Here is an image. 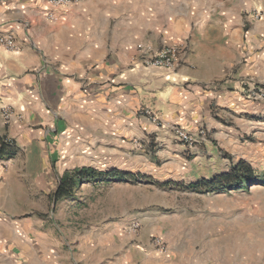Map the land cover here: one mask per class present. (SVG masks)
I'll return each instance as SVG.
<instances>
[{
	"label": "crops",
	"instance_id": "crops-1",
	"mask_svg": "<svg viewBox=\"0 0 264 264\" xmlns=\"http://www.w3.org/2000/svg\"><path fill=\"white\" fill-rule=\"evenodd\" d=\"M47 1L0 0V35L15 43L0 50V146L9 140L15 151L0 159V216L16 220L38 205L27 202L34 194L26 176L41 174L44 147L61 145L62 135L147 133L161 146L173 143L176 128L194 137L206 128L224 141L213 107L261 129L249 120L264 115V98H246L241 86L252 83L240 79L264 83V0H78L60 11ZM166 43L181 46L177 70L145 68L137 45L155 51ZM238 65L231 80L214 82ZM6 219L0 264H184L144 254L112 233L68 247L41 216Z\"/></svg>",
	"mask_w": 264,
	"mask_h": 264
},
{
	"label": "rangeland",
	"instance_id": "rangeland-1",
	"mask_svg": "<svg viewBox=\"0 0 264 264\" xmlns=\"http://www.w3.org/2000/svg\"><path fill=\"white\" fill-rule=\"evenodd\" d=\"M238 67L225 70L214 82L231 80ZM240 80L253 83L248 78ZM241 88L246 98L257 93L246 86ZM260 88L264 92V83ZM213 109L216 107L212 108V120L226 127L224 134L228 137L224 141L210 138L215 130L203 128L204 139H198L191 149L177 147L180 144L176 140L159 146L147 133L131 139L102 133L65 134L60 136L61 145L52 147L48 142L49 149L44 147L42 154L41 174L26 176L24 183L28 194H34L27 202L38 205L16 220L0 216V222H34L41 216L45 223L56 226L57 238L64 246L69 242L68 247L78 238L95 241L100 233H112L144 254L172 255L183 259L184 264H264V115L249 120L261 128L257 130ZM141 112L152 117L145 109ZM207 142L209 149L204 145ZM239 161L253 171L254 181L246 187L193 193L157 185L209 180L230 171ZM83 167L97 172H130L148 176L151 181L87 182L77 188L72 200L55 204L53 193L60 176ZM133 224H139L137 235L129 234ZM142 235L147 241L144 245ZM157 241L166 248L165 253L155 249Z\"/></svg>",
	"mask_w": 264,
	"mask_h": 264
},
{
	"label": "trees",
	"instance_id": "trees-1",
	"mask_svg": "<svg viewBox=\"0 0 264 264\" xmlns=\"http://www.w3.org/2000/svg\"><path fill=\"white\" fill-rule=\"evenodd\" d=\"M15 155L12 145L0 146V159H10ZM253 171L249 165L239 161L234 165L230 171L218 174L212 179H201L199 181L183 184L174 181H166L163 183H157L160 188H174L181 191L201 193L212 190H223L231 186L246 187L253 183L252 181ZM104 179V181H151L148 176L135 175L130 172H122L117 170H110L107 172H97L91 168H78L63 173L57 185L55 192L53 193V201L58 204L62 201L72 200L77 188L87 182L98 181Z\"/></svg>",
	"mask_w": 264,
	"mask_h": 264
},
{
	"label": "built area",
	"instance_id": "built-area-1",
	"mask_svg": "<svg viewBox=\"0 0 264 264\" xmlns=\"http://www.w3.org/2000/svg\"><path fill=\"white\" fill-rule=\"evenodd\" d=\"M77 1L78 0H48L47 4L51 9L60 11L62 9H66L68 6L76 3ZM47 17L50 20H53L55 16L53 13H48ZM261 17L262 13L260 11H255L251 15V18L254 21L260 20ZM1 49L14 50V41L11 38L0 35V50ZM136 49L139 55V60L145 68H160L167 72L173 73L179 66V54L181 51V46L178 44L166 43L155 51L139 44L137 45ZM250 88L252 91L256 90L257 93L248 95V99L255 100L264 97V92L255 83H252L250 85ZM4 117L8 119L9 114H4ZM152 121L153 123H155L156 127L162 128V123L154 115H152ZM173 135L175 140L185 148H191L195 143H197L198 139L203 140L205 137L204 131H200L198 135L194 137L193 135L180 128H176ZM199 136H201V138H198ZM6 144L10 145L9 140L6 141ZM139 229V224H133L130 227L129 234L137 235L139 233ZM154 247L160 254H163L166 251V248L161 242L157 241Z\"/></svg>",
	"mask_w": 264,
	"mask_h": 264
},
{
	"label": "water",
	"instance_id": "water-1",
	"mask_svg": "<svg viewBox=\"0 0 264 264\" xmlns=\"http://www.w3.org/2000/svg\"><path fill=\"white\" fill-rule=\"evenodd\" d=\"M53 205H54V203H53Z\"/></svg>",
	"mask_w": 264,
	"mask_h": 264
}]
</instances>
